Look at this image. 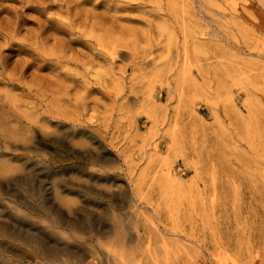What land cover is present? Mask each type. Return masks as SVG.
I'll list each match as a JSON object with an SVG mask.
<instances>
[{"label":"rangeland","instance_id":"374dc122","mask_svg":"<svg viewBox=\"0 0 264 264\" xmlns=\"http://www.w3.org/2000/svg\"><path fill=\"white\" fill-rule=\"evenodd\" d=\"M154 259L264 264V0H0V264Z\"/></svg>","mask_w":264,"mask_h":264},{"label":"bare ground","instance_id":"6f19581e","mask_svg":"<svg viewBox=\"0 0 264 264\" xmlns=\"http://www.w3.org/2000/svg\"><path fill=\"white\" fill-rule=\"evenodd\" d=\"M110 54V53H109ZM111 55V54H110ZM159 218V217H158ZM191 229V228H190ZM174 230V229H173ZM120 236H121V239L123 238V232L120 234ZM125 237V236H124ZM150 238H152V237H150ZM149 238V239H150ZM153 239V238H152ZM148 241V240H147ZM147 243H150L151 244V240L150 241H148ZM152 243H153V241H152ZM165 243H166V241H165ZM167 244H168V242H167ZM152 245V244H151ZM163 245V244H162ZM145 247H147V246H145ZM162 247H164V251H165V254H166V248H165V246H162ZM149 248H151V247H149ZM149 248H148V250H149ZM184 248V247H183ZM154 250H155V248H153ZM152 249V250H153ZM178 249V248H177ZM146 251H147V249H146ZM150 252V250L148 251V253ZM179 252H181V250L179 251ZM169 254V253H168ZM183 254H185V253H183ZM176 255V254H175ZM109 256H110V254H109ZM112 256V255H111ZM185 256V255H184ZM117 257V256H116ZM175 257V256H174ZM179 257V256H178ZM112 258H113V256H112ZM167 258V257H166ZM187 258V257H186ZM115 259V258H114ZM117 259V258H116ZM113 260V259H112ZM155 260V259H154ZM171 260V259H170ZM139 260H137V262H138ZM174 261H175V259L172 261V263H174ZM122 262V261H121ZM121 262H120V264H121ZM156 262V260L154 261V263ZM158 263H160L159 261H158ZM157 262H156V264H158ZM162 263V262H161ZM171 263V264H172ZM183 263V262H182ZM138 264H141L140 262H138ZM152 264V263H151ZM164 264V263H163ZM170 264V263H169ZM176 264V263H175ZM184 264V263H183Z\"/></svg>","mask_w":264,"mask_h":264},{"label":"snow or ice","instance_id":"6c2138e0","mask_svg":"<svg viewBox=\"0 0 264 264\" xmlns=\"http://www.w3.org/2000/svg\"><path fill=\"white\" fill-rule=\"evenodd\" d=\"M96 2L98 3V2H99V0H96Z\"/></svg>","mask_w":264,"mask_h":264}]
</instances>
